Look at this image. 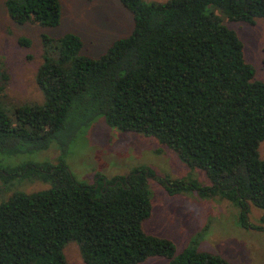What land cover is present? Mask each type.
<instances>
[{"label":"trees","instance_id":"trees-1","mask_svg":"<svg viewBox=\"0 0 264 264\" xmlns=\"http://www.w3.org/2000/svg\"><path fill=\"white\" fill-rule=\"evenodd\" d=\"M131 14L129 36L97 57L82 53L73 33L43 34L42 63L35 75L41 104L5 110L0 103V152L19 156L54 143L55 163L25 162L0 169V180L49 184L42 191L13 192L0 202V264H67L63 249L75 243L85 264H139L163 257L169 264H231L198 248L180 252L174 243L148 234L152 215L150 170L77 181L63 157L71 142L103 118L122 133H138L172 150L197 181L159 180L169 194L196 192L234 205L248 227L250 205L264 211V83L245 60L228 22H264V0H118ZM10 19L56 28L59 0H6ZM21 46L30 42L21 38ZM7 75L0 65V94ZM264 224V214L260 219Z\"/></svg>","mask_w":264,"mask_h":264},{"label":"rangeland","instance_id":"rangeland-1","mask_svg":"<svg viewBox=\"0 0 264 264\" xmlns=\"http://www.w3.org/2000/svg\"><path fill=\"white\" fill-rule=\"evenodd\" d=\"M5 1L0 0V65L8 79L0 103L8 111L16 105L43 103L35 81L42 63L43 34L53 38L76 34L83 42L82 53L97 57L115 40L129 36L133 27L131 14L118 0H59L62 16L56 28L13 22ZM166 1L145 0L146 3ZM209 10L236 31L244 46L245 60L255 69V78L264 83L263 20L257 19L252 25L228 22L218 9ZM21 38L27 39L30 46H21ZM60 153L54 143L38 153L7 156L0 152V169L25 162L55 163ZM259 153L264 159V141ZM63 160L74 178L86 184L94 182L98 175L110 179L128 175L137 168L150 170L154 175L148 179L152 215L144 224L148 234L171 240L178 252L197 239L200 250L216 254L231 264H264V224L260 221L264 211L250 205L246 227L239 220V210L224 199L201 197L196 192L169 194L159 180L197 181L203 187L210 183L203 171L190 169L155 139L122 133L100 118L93 128L71 142ZM49 187L40 181L13 180L5 184L0 180V202L15 191L31 193ZM63 255L67 264H85L75 243L65 245ZM139 264H169V261L151 257Z\"/></svg>","mask_w":264,"mask_h":264}]
</instances>
